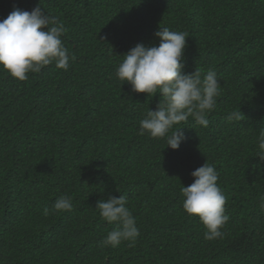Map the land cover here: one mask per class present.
Listing matches in <instances>:
<instances>
[{"label":"trees","instance_id":"trees-1","mask_svg":"<svg viewBox=\"0 0 264 264\" xmlns=\"http://www.w3.org/2000/svg\"><path fill=\"white\" fill-rule=\"evenodd\" d=\"M38 3L67 29L68 70L55 64L19 81L0 67V264H264V0H0V20ZM159 27L184 32V73L216 71L221 94L203 127L176 124L178 149L138 135L163 97L116 77ZM240 111L242 120L227 116ZM205 162L226 197L223 238L182 207L181 188ZM124 195L134 246L101 247L114 224L99 200ZM61 195L70 211L43 215Z\"/></svg>","mask_w":264,"mask_h":264},{"label":"clouds","instance_id":"clouds-1","mask_svg":"<svg viewBox=\"0 0 264 264\" xmlns=\"http://www.w3.org/2000/svg\"><path fill=\"white\" fill-rule=\"evenodd\" d=\"M66 32L64 24L44 11L41 3L30 12L14 8L5 19L0 20V67L19 81L27 80L28 73H39L53 63L58 69L68 70L70 59L74 61L75 56H70L64 46L62 37ZM154 35L159 38L158 46L137 43L124 54V59L116 68V77L122 84L130 83L133 92L152 96L159 93L163 97L157 109H149L140 121L138 135L166 138V145L175 150L185 137L181 127L171 135H168L169 131L189 117L207 127V115L214 110L217 97L221 94L220 81L213 69H209L203 77L197 68L190 73L182 71L186 33L159 27ZM227 120L241 121V112L229 113ZM256 156L264 160V131L257 138ZM191 176L195 178L194 182L181 188L183 209L190 216L199 218L205 228L206 240L223 238L222 229L229 216L225 213L226 197L217 184V170L205 162ZM126 204L127 198L121 194L97 202L95 208L99 210L100 218L115 225L101 239V247H118L122 242H128L129 247L135 245L140 233L135 217ZM72 207V197L61 195L51 208L43 209V215L70 211ZM260 207L264 210V196L260 198Z\"/></svg>","mask_w":264,"mask_h":264}]
</instances>
